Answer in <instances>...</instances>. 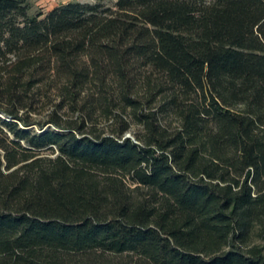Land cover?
Listing matches in <instances>:
<instances>
[{
	"label": "trees",
	"instance_id": "1",
	"mask_svg": "<svg viewBox=\"0 0 264 264\" xmlns=\"http://www.w3.org/2000/svg\"><path fill=\"white\" fill-rule=\"evenodd\" d=\"M32 10L0 0V264H264V0Z\"/></svg>",
	"mask_w": 264,
	"mask_h": 264
},
{
	"label": "crops",
	"instance_id": "2",
	"mask_svg": "<svg viewBox=\"0 0 264 264\" xmlns=\"http://www.w3.org/2000/svg\"><path fill=\"white\" fill-rule=\"evenodd\" d=\"M75 1L94 4L99 2L100 0H31L33 6L32 12L36 13L38 11H42L44 13H48L59 6L66 5ZM113 1H117V0H113Z\"/></svg>",
	"mask_w": 264,
	"mask_h": 264
},
{
	"label": "rangeland",
	"instance_id": "3",
	"mask_svg": "<svg viewBox=\"0 0 264 264\" xmlns=\"http://www.w3.org/2000/svg\"><path fill=\"white\" fill-rule=\"evenodd\" d=\"M112 2H117V1H113V0H111ZM208 1H211V0H208ZM57 102L54 100V97H53V99H42V101L40 102V104L37 106V113L38 114H35V115H37V117H40V119H43V118H45L46 117V115H48L55 107H54V105L56 104ZM62 113H64V112H62ZM103 122V121H102ZM106 126V123L105 122H103L102 124H101V127H105ZM138 129L139 128H137V127H134L133 128V130H132V132H130V133H128V135H131L133 138H134V135H133V133H134V131H138Z\"/></svg>",
	"mask_w": 264,
	"mask_h": 264
},
{
	"label": "water",
	"instance_id": "4",
	"mask_svg": "<svg viewBox=\"0 0 264 264\" xmlns=\"http://www.w3.org/2000/svg\"><path fill=\"white\" fill-rule=\"evenodd\" d=\"M128 138H133L131 135H127Z\"/></svg>",
	"mask_w": 264,
	"mask_h": 264
}]
</instances>
